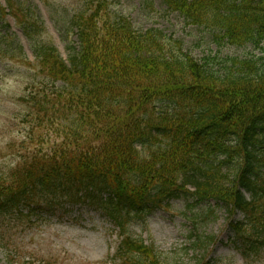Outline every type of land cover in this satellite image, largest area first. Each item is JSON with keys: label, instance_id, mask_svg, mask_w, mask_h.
Returning <instances> with one entry per match:
<instances>
[{"label": "trees", "instance_id": "obj_1", "mask_svg": "<svg viewBox=\"0 0 264 264\" xmlns=\"http://www.w3.org/2000/svg\"><path fill=\"white\" fill-rule=\"evenodd\" d=\"M85 2L70 21L78 48L67 64L52 46L34 52L39 82L22 98L28 145L0 174V219L88 205L122 231L119 264H164L124 236L133 217L182 197L216 200L243 215L230 228L244 259L264 252V69L231 59L216 70L162 31L110 16L107 0ZM164 2L229 45L264 42V0ZM212 241L198 239L196 249Z\"/></svg>", "mask_w": 264, "mask_h": 264}, {"label": "rangeland", "instance_id": "obj_2", "mask_svg": "<svg viewBox=\"0 0 264 264\" xmlns=\"http://www.w3.org/2000/svg\"><path fill=\"white\" fill-rule=\"evenodd\" d=\"M82 1L0 0L8 13L0 22V174L15 166L23 153L20 145H28L25 137L29 126L21 98L34 75L24 64L34 62L36 42L52 45L65 61L68 59V47L77 45L70 21L82 8ZM9 2L13 5L8 6ZM106 4L111 16L128 19L133 29H158L179 43L181 53L198 61L213 58L211 65L216 70H227L231 59L247 60L264 69V42L259 47L231 46L217 38L222 37L218 31L191 25L164 0H107ZM28 24L33 27L32 34H26ZM189 203L184 199L170 201L167 207L134 221L128 232L154 247L165 264H193L195 257H200L189 246L194 235L215 238L203 254V263L264 264V252L245 260L240 244L234 242L228 223L241 221L240 213L229 219L223 206L210 201L188 214ZM65 207L42 210L22 221L12 216L0 219V264H113L118 242L113 225L91 208Z\"/></svg>", "mask_w": 264, "mask_h": 264}]
</instances>
